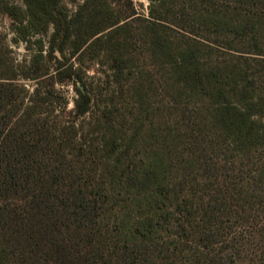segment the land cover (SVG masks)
Here are the masks:
<instances>
[{
	"label": "trees",
	"instance_id": "16d2710c",
	"mask_svg": "<svg viewBox=\"0 0 264 264\" xmlns=\"http://www.w3.org/2000/svg\"><path fill=\"white\" fill-rule=\"evenodd\" d=\"M23 2L0 0L30 51L0 30V264H264V0Z\"/></svg>",
	"mask_w": 264,
	"mask_h": 264
},
{
	"label": "rangeland",
	"instance_id": "374dc122",
	"mask_svg": "<svg viewBox=\"0 0 264 264\" xmlns=\"http://www.w3.org/2000/svg\"><path fill=\"white\" fill-rule=\"evenodd\" d=\"M14 4L23 5V0H9ZM83 0H79L78 2H73L71 0H65L66 5L70 9L71 12H75L78 7V3H81ZM134 3L137 7L138 12L148 14V6L150 4L149 0H134ZM0 30L7 34V42L9 46L12 48L13 55L17 59V61H23L24 59L28 58L30 55V51L25 47V42L20 40H15L16 36L14 34V27L11 22L6 16L0 15ZM43 38L45 47L48 44V36H41V35H33V39ZM35 47V46H34ZM47 49V47L45 48ZM69 55V52H67ZM50 65L51 71L56 66V60L53 59L47 62ZM84 70L87 73L88 77H102L103 71L101 69H97L95 65H92L91 61H86L83 65ZM29 87L32 89L34 86L33 81H25ZM67 98L69 99V109L74 107V99L76 98V92L73 89L71 84L64 85L61 87Z\"/></svg>",
	"mask_w": 264,
	"mask_h": 264
},
{
	"label": "water",
	"instance_id": "95a60500",
	"mask_svg": "<svg viewBox=\"0 0 264 264\" xmlns=\"http://www.w3.org/2000/svg\"><path fill=\"white\" fill-rule=\"evenodd\" d=\"M57 54L59 55V57H61V55H60V53H59V52H57Z\"/></svg>",
	"mask_w": 264,
	"mask_h": 264
}]
</instances>
